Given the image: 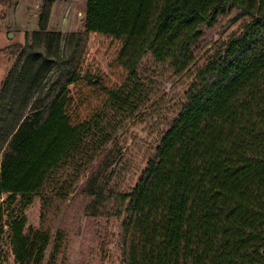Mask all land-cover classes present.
Masks as SVG:
<instances>
[{
  "label": "trees",
  "instance_id": "trees-1",
  "mask_svg": "<svg viewBox=\"0 0 264 264\" xmlns=\"http://www.w3.org/2000/svg\"><path fill=\"white\" fill-rule=\"evenodd\" d=\"M54 2L40 28L11 46L16 59L0 87V232L8 228L16 260L40 264L56 216L87 191L91 165L115 138L101 113L76 122L70 111L87 33L121 43L129 77L111 101L137 111L151 93L143 58L184 74L205 27L234 13L243 23L197 70L129 196L121 264H264V0H86L85 31L69 33L48 28ZM37 195L34 228L22 211Z\"/></svg>",
  "mask_w": 264,
  "mask_h": 264
},
{
  "label": "rangeland",
  "instance_id": "rangeland-1",
  "mask_svg": "<svg viewBox=\"0 0 264 264\" xmlns=\"http://www.w3.org/2000/svg\"><path fill=\"white\" fill-rule=\"evenodd\" d=\"M45 2L6 0L0 4V87L16 59L11 46L23 43L27 32L40 28ZM85 5L86 0H55L48 28L64 33L84 32ZM233 14L221 17L215 26L205 27L196 61L184 74L178 75L173 69L158 65L150 55L143 58L139 67L141 84L151 93L137 111L124 110L111 101L110 92L120 89L129 77L117 60L121 43L97 32L87 33L81 77L70 86V111L76 122L101 113L105 127L115 138L91 165L94 176L87 191L78 192L56 216L55 231L40 264L122 263L129 196L159 140L179 115L197 70L214 48L243 23L242 20L234 23ZM88 176H91L89 172L82 174L77 191ZM97 198L101 199L100 204L91 208L89 204ZM12 207L20 208V204ZM22 212L27 226L39 227L40 197L35 196ZM59 228L64 230L61 235L57 234ZM7 230L0 232V264H20Z\"/></svg>",
  "mask_w": 264,
  "mask_h": 264
},
{
  "label": "water",
  "instance_id": "water-1",
  "mask_svg": "<svg viewBox=\"0 0 264 264\" xmlns=\"http://www.w3.org/2000/svg\"><path fill=\"white\" fill-rule=\"evenodd\" d=\"M11 37V36H10Z\"/></svg>",
  "mask_w": 264,
  "mask_h": 264
}]
</instances>
